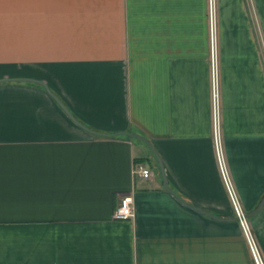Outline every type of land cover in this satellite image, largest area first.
I'll list each match as a JSON object with an SVG mask.
<instances>
[{
	"label": "crops",
	"instance_id": "obj_1",
	"mask_svg": "<svg viewBox=\"0 0 264 264\" xmlns=\"http://www.w3.org/2000/svg\"><path fill=\"white\" fill-rule=\"evenodd\" d=\"M214 12L247 214L264 195V0ZM211 54L208 0H0V264H253L216 160ZM125 195L133 216L115 219ZM246 219L264 262V204Z\"/></svg>",
	"mask_w": 264,
	"mask_h": 264
},
{
	"label": "built area",
	"instance_id": "obj_2",
	"mask_svg": "<svg viewBox=\"0 0 264 264\" xmlns=\"http://www.w3.org/2000/svg\"><path fill=\"white\" fill-rule=\"evenodd\" d=\"M208 26H209V36H210V45H211V89H212V102L214 108V117H213V141H214V149L215 155L217 160V165L219 169V173L221 175L223 184L231 201V205L233 207V214L237 218V221L243 231V234L247 240V243L250 248L251 257L253 260V264H264L256 245L252 239V236L249 231L246 214L243 211L237 195L234 191L233 185L231 183L230 177L228 175V171L226 168V164L223 157V152L220 144V133L217 124L216 118V105H217V98H218V91H217V69L215 66V44H216V19H215V12H214V0H208ZM134 171L137 175L142 178H149L152 176L151 170L146 167L142 163H138ZM134 213V206H133V197L131 195H125L121 197L118 206L115 208L113 212V218L126 220L130 219Z\"/></svg>",
	"mask_w": 264,
	"mask_h": 264
},
{
	"label": "water",
	"instance_id": "obj_3",
	"mask_svg": "<svg viewBox=\"0 0 264 264\" xmlns=\"http://www.w3.org/2000/svg\"><path fill=\"white\" fill-rule=\"evenodd\" d=\"M43 86H44V89L51 95V97H53V99L57 102V104L63 109V111L75 122V123H78L76 120H75V118L70 114V112L67 110V108L64 106V104L60 101V99L55 95V94H53L44 84H43ZM123 134H127V135H132V136H134V137H137V138H139V139H141V140H143L145 143H147V141L144 139V138H142V137H140V136H138V135H136V134H129V133H123ZM151 148V147H150ZM152 151H153V149H152ZM157 159V162H158V165H159V167H160V170L162 169V166H161V162H160V160L158 159V158H156ZM162 179H163V186L164 187H166L167 185V181H166V178H165V176H164V174H163V172H162ZM168 189V188H167ZM263 204H264V195H263V197L261 198V200L259 201V203H258V205L252 210V211H250L249 213H247L245 216H246V218L247 217H250V216H252V215H254V214H256L260 209H261V207L263 206ZM188 206H190V207H193V208H195L197 211H199L200 213H202V214H206V215H208V216H210V217H212V218H215V219H218V220H224V219H222V218H220V217H216L213 213H211V212H209V211H206V210H203V209H199V208H196V207H194L193 205H190V204H187ZM231 220H236L237 221V218L236 217H229ZM226 220V219H225Z\"/></svg>",
	"mask_w": 264,
	"mask_h": 264
}]
</instances>
